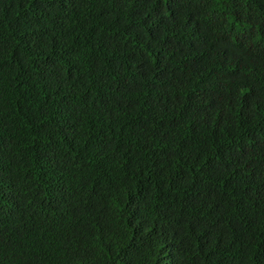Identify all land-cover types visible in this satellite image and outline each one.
Instances as JSON below:
<instances>
[{"label":"trees","instance_id":"16d2710c","mask_svg":"<svg viewBox=\"0 0 264 264\" xmlns=\"http://www.w3.org/2000/svg\"><path fill=\"white\" fill-rule=\"evenodd\" d=\"M0 264H264V0H0Z\"/></svg>","mask_w":264,"mask_h":264}]
</instances>
